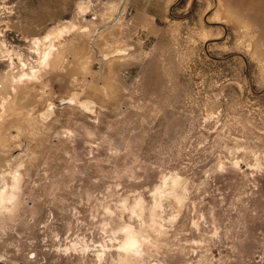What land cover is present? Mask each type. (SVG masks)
I'll use <instances>...</instances> for the list:
<instances>
[{"label":"rangeland","instance_id":"obj_1","mask_svg":"<svg viewBox=\"0 0 264 264\" xmlns=\"http://www.w3.org/2000/svg\"><path fill=\"white\" fill-rule=\"evenodd\" d=\"M0 190V264H264V0H0Z\"/></svg>","mask_w":264,"mask_h":264},{"label":"bare ground","instance_id":"obj_2","mask_svg":"<svg viewBox=\"0 0 264 264\" xmlns=\"http://www.w3.org/2000/svg\"><path fill=\"white\" fill-rule=\"evenodd\" d=\"M57 33V32H56ZM49 38V34H45L44 36H37L35 37L31 42L32 46L31 49L32 51H36L39 56L41 57V59H38V67L35 66L34 64H31V62L29 61V58H26V56L23 55H19V63H17L13 57H10V64L9 67L10 70L13 72V74L11 75V77L16 80L17 79V75L14 73V70L16 69H20V78L22 79L24 76L26 77H32V76H37L38 72L40 71V69L44 66V64L46 63V59L48 58L50 52L52 51V49L54 48V43H49V45L44 44L45 40ZM55 41V40H54ZM52 42V41H51ZM41 46H43L41 48ZM54 51V50H53ZM49 59V58H48ZM48 61V60H47ZM19 75V74H18ZM16 177V176H15ZM16 181V180H15ZM3 189V188H2ZM3 191V190H2ZM8 193V192H7ZM12 193V192H11ZM3 194H5L4 192L2 193L0 190V198H3ZM6 196V195H5ZM8 196V195H7ZM10 196V195H9ZM6 197V198H9ZM15 196V194H11V198H13ZM1 201V200H0ZM4 201V199L2 200ZM13 201V202H12ZM11 202L14 203V200H12ZM3 203V202H2ZM1 204V203H0ZM10 206V205H7ZM6 206V207H7ZM5 206H3L4 208ZM6 209V208H5ZM137 236L136 234H134L132 231L128 232V236L127 239L124 243V245L126 246V250L128 249H136L137 247Z\"/></svg>","mask_w":264,"mask_h":264}]
</instances>
